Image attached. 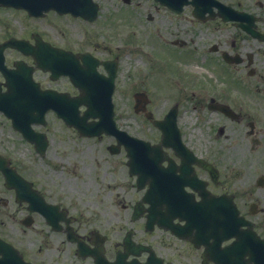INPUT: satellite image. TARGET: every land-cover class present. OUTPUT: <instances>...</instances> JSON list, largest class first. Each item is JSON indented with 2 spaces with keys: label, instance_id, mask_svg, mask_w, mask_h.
Segmentation results:
<instances>
[{
  "label": "rangeland",
  "instance_id": "374dc122",
  "mask_svg": "<svg viewBox=\"0 0 264 264\" xmlns=\"http://www.w3.org/2000/svg\"><path fill=\"white\" fill-rule=\"evenodd\" d=\"M100 2L103 10L94 24H87L80 20L66 23L65 20L50 15L37 21L23 20L30 24L29 27L34 28L35 26L46 37L55 41L61 42V36L64 33L68 34L69 37L73 36V39L68 38L66 40L68 46L73 49L82 45L90 48L91 39L99 40L101 45L107 44L112 48V51L97 50L101 56H111L117 47L121 49L120 51L132 47L133 49L131 48L129 54L121 53L118 63L117 88L113 95L117 112L116 123L124 128L127 127L129 130L131 127V131L139 136L155 137L153 141H157L158 133L156 135L154 131L156 129H154L151 121L146 120L143 115L132 116L134 112L131 109L132 96L130 95L136 91L144 90L150 98V112L148 114L152 118H159L174 98L182 99L184 101L183 106L194 105L193 101L191 102L185 97L188 96L193 87L189 82L204 85L203 92H210L207 84L210 85L213 88L212 93L201 96L208 97L219 93V89L222 88L221 80L205 67L203 56L197 60L198 54L205 44L192 42L194 39V41L200 40L196 37L195 32L190 29L186 17L188 11L178 17H173L159 8L153 0H133L132 5L124 4L119 0H100ZM149 15L152 17L151 19ZM13 28L20 31L25 29V26L17 24L15 19L10 18L5 29L12 30ZM205 34L207 35V33ZM175 38L184 39L186 45L177 46L176 51L166 46L171 45L169 40ZM152 45L154 48L148 50ZM189 47L192 49H188ZM146 51H148V58L145 57ZM193 51L196 53L197 59H194L195 62H186L193 60ZM208 66L222 80H226L221 75L220 67ZM183 70L188 75H183ZM241 73L245 74V71L241 70ZM182 75L186 78L185 80L178 82L172 80L173 78L180 80ZM254 81L249 76L244 78L247 85ZM184 83L187 84V88ZM172 85H174V89H172ZM228 85L231 83L228 82ZM239 89L240 87L234 86L233 88H226L222 92L231 90L230 94L238 95L234 90L239 91L240 100L237 101L232 96L230 97L231 101L243 104V107L251 113L259 112L260 109L253 108L248 104L244 95L246 92ZM198 93H201V90L196 92V95ZM200 112L206 115L205 111L200 110ZM183 113L184 115L179 122L185 139L196 143L198 147L205 145L204 148H197L199 152L204 151L209 143V139H207L209 138L208 128L197 127L198 124L194 123V115L190 112ZM213 115L214 113L207 114L205 119ZM215 121L218 123L220 120ZM62 128L58 122L51 128L46 160H44L46 156L40 159L35 157V161L34 158H30L33 164L28 171L33 176L37 174L39 181H43L49 187L52 193L51 199L63 198L64 203L71 206L72 211L80 213L82 230L85 227L107 231L112 224L125 225L126 215L134 201L140 197V193L135 192V187L132 184L133 178L128 176L124 153L111 155L107 151L106 145L112 141L110 137H104L100 140L90 139L79 136L71 128L67 129L63 125ZM226 128L232 130L233 125L228 123ZM21 146V154H24L29 146L26 144ZM51 156L54 158L62 157L64 162L60 160L57 165H54L56 160L51 163ZM60 163H62L61 166ZM221 164L223 165V163ZM218 166L221 189H226L229 186L237 187L246 181L249 182L246 189H250L252 175L259 172V169L245 172L243 166H241L242 170L237 171L219 164ZM253 195L262 198L264 190L256 192L255 189ZM121 201L123 202L121 203ZM60 255H62L63 261H67L68 264H75L72 254L69 256L66 253ZM45 264L51 263L47 261Z\"/></svg>",
  "mask_w": 264,
  "mask_h": 264
},
{
  "label": "flooded vegetation",
  "instance_id": "af4514ba",
  "mask_svg": "<svg viewBox=\"0 0 264 264\" xmlns=\"http://www.w3.org/2000/svg\"><path fill=\"white\" fill-rule=\"evenodd\" d=\"M123 2V0H119ZM223 4H228L227 6L223 7L222 10V16L224 18H229L228 20H223L221 17H215L212 21H210V27H206V23L209 20L206 21H197L198 26H204L208 29H217L221 26L220 34L223 35L224 40L221 42L219 41V45H214L215 49L218 50V56L220 60L221 59V53L226 49L229 53L233 54V59H237L240 62L238 64H234L237 66H242L243 70H246L248 72L249 76H257L260 78L261 76H264V67L262 65V60L258 59L256 57V54L254 52H245V47H241V45H255L254 39L250 38L248 36H245V33L241 31L240 27L238 26L240 23H243L244 20H242L245 17L244 13H248L252 16H256L259 18L255 22V27L264 35V17L263 19L260 18V15H264V0H219ZM217 8L212 5V11L210 14H214L217 12ZM208 13L205 14L207 16ZM211 30V31H212ZM232 33V36L230 39L226 37L227 34L230 35ZM251 41V42H249ZM64 45H69L68 43H65ZM69 49L68 47H66ZM209 49L213 48V45H210L208 47ZM239 55V56H238ZM262 61V62H261ZM249 72H251L249 74ZM259 81L253 82L254 85H256ZM58 83V80L54 82V85ZM52 82H49L48 85L52 86ZM264 85V84H263ZM67 89V88H66ZM245 91V90H244ZM247 92V91H245ZM259 94L255 97L257 98L258 103L260 104V110L261 112L254 116V114L247 115L241 110V107H235L233 109L236 113V121L230 119L229 117H226L223 115L226 119L236 122V123H242V126L247 127V129L239 130L241 132L242 139L238 142H232L227 145H224L226 147L230 154L225 155L221 157L222 154L216 153V156L214 153L216 152L214 149H212L209 145L206 146V152H210L212 154V158L214 160H232V161H238L241 160L242 162H246L248 160L252 159V162L255 165H264V89L259 90ZM250 102L252 104L253 108H258L256 105L257 102H255L254 98L249 95ZM223 103H231L230 95L226 94V96H222L220 100ZM220 113V112H219ZM253 141H258L256 145H253ZM204 146H200L199 148H204ZM218 148V147H217ZM238 153L239 156L236 158L234 154ZM219 155V156H217ZM264 168V167H263ZM258 175V174H257ZM256 192H259L261 190H264V185L262 187H250V189H246L245 186H238V189L234 190L233 188H226L223 189L225 193H232L234 200L237 202V205L243 214L244 217H247L248 219L252 220L251 228L254 231V235L257 238V244L247 246H243V250L247 251L249 255L252 257V254H254L256 257H258V264H264V196L261 198L258 196L255 197L253 195ZM0 191H1V183H0ZM2 198L6 202H11V198L13 199V194L9 192H2ZM250 203H254L253 207L260 209L257 210L254 213H251V207ZM17 213L26 212L25 207H16ZM23 214L22 217L18 220L20 223L21 228L24 230V226L22 225L21 220L28 215ZM32 216V215H31ZM35 217L36 214H33ZM32 216V217H33ZM33 217V222L35 221ZM69 218V213L66 214L65 218H58L57 226L58 229H54V226L46 221L42 217L39 218L37 223H41L45 225L44 232L42 229L37 230L35 232V237L33 239L28 240V242L37 244L40 247V251L37 255H49V262L51 264H61L62 260L60 257V254L66 253L69 249V245L71 244L69 241V229L70 225L67 222V219ZM76 221V220H75ZM73 228L76 232H80L76 227L75 224H73ZM241 229L245 230L246 226H241ZM141 231L144 232V229L142 228ZM24 232H27V230H24ZM44 232V234H43ZM81 235L83 234L80 233ZM85 240V239H84ZM137 241L146 242V239L144 238V235H138L136 236ZM248 240V239H246ZM232 239H227L223 242V245L230 244ZM160 253V252H158ZM54 254L57 255L59 258H54ZM193 255L189 256L190 261H192ZM35 263L40 264L38 260L35 261ZM45 264V263H43ZM213 264V263H209ZM247 264V263H245Z\"/></svg>",
  "mask_w": 264,
  "mask_h": 264
},
{
  "label": "water",
  "instance_id": "95a60500",
  "mask_svg": "<svg viewBox=\"0 0 264 264\" xmlns=\"http://www.w3.org/2000/svg\"><path fill=\"white\" fill-rule=\"evenodd\" d=\"M46 2H47V4H54V6L53 7H56V6H60V7H65V6H69L70 8H72V5H71V3L73 2V3H76V1H71V0H46ZM56 5V6H55ZM85 8H87V4H86V2H85V0H80V2L78 3V8H73L72 10H73V12H75V13H77V12H79V11H81V10H83V9H85ZM86 78H89V76H87L86 75ZM110 80H112L111 78H110ZM110 83H111V81H110ZM111 86H112V84H111ZM111 93V89H110V92H109V94ZM39 100L40 99H42V100H44L45 101V104H44V106H47V102H46V99L45 98H43V97H40V98H38ZM85 100V103L87 102V103H89L90 105H92L93 104V101H92V99L91 98H89V97H85V99H83L82 98V101H84ZM103 100L105 101L104 102V108H106L104 111H103V114H101V113H97V112H89V113H86V115H88V114H92L93 116H95L96 114H101V116L102 115H104V121H109V122H111V116H112V104H111V101H110V95H108V96H106V98L104 97L103 98ZM75 104H77V101L75 102ZM76 113L74 112H69V111H67L66 112V114H62V116L65 118V120L67 121V122H69V123H71V124H74L78 129H79V131H84L86 134H95V133H99L100 132V130H101V127H96V125L95 124H93L92 126H89V124H86L85 123V117H86V115H85V117H82L81 118V120H79L77 117H76V115H75ZM173 117V113H171V112H169V114H167V116H166V118L165 119H174V117ZM83 121V122H82ZM167 123V121H164V122H162V121H155V124H157L159 127H162L164 130L166 129V124ZM108 132H112V133H115L118 137H120L121 135H125V133L124 132H122V131H117V130H115L113 127H111L109 130H108ZM156 147H158V146H155V147H153L152 148V150L150 151V154H153V153H157V152H159V151H155L156 149ZM147 160L149 161V164H150V168L154 165V164H157V162H156V160H155V158H153V157H149V158H147ZM0 264H6L5 262H1L0 261Z\"/></svg>",
  "mask_w": 264,
  "mask_h": 264
}]
</instances>
